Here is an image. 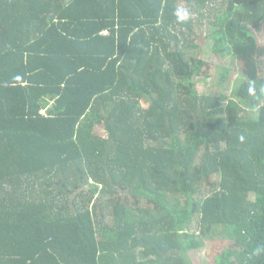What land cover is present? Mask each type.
<instances>
[{
  "label": "trees",
  "instance_id": "trees-1",
  "mask_svg": "<svg viewBox=\"0 0 264 264\" xmlns=\"http://www.w3.org/2000/svg\"><path fill=\"white\" fill-rule=\"evenodd\" d=\"M208 16L232 95L197 92ZM262 27L264 0H0V264H264Z\"/></svg>",
  "mask_w": 264,
  "mask_h": 264
},
{
  "label": "rangeland",
  "instance_id": "rangeland-1",
  "mask_svg": "<svg viewBox=\"0 0 264 264\" xmlns=\"http://www.w3.org/2000/svg\"><path fill=\"white\" fill-rule=\"evenodd\" d=\"M181 8L188 10L184 4L181 5ZM194 19L195 22L200 20L198 17H194ZM213 20V16L206 17L202 24H198V27L193 31V37L190 38V41L193 43L191 45L193 48L189 50V53L203 59L209 65L203 75L197 78V92L200 95H232L240 77L243 75V67L240 62H236L232 57L216 56L213 53V43L208 39L210 34L209 26L214 22ZM252 31L259 45L264 47V28L262 27L260 30L253 28ZM225 69L233 71L229 76V80H222ZM95 130L100 136L104 135L103 126L98 125ZM197 228L198 225L195 223L193 230L197 231ZM214 247L213 244L207 243L203 249L191 252L189 256L193 264H213L212 256L214 254Z\"/></svg>",
  "mask_w": 264,
  "mask_h": 264
},
{
  "label": "clouds",
  "instance_id": "clouds-1",
  "mask_svg": "<svg viewBox=\"0 0 264 264\" xmlns=\"http://www.w3.org/2000/svg\"><path fill=\"white\" fill-rule=\"evenodd\" d=\"M175 15L177 17L178 22H185L191 18L192 13L187 9L181 8L176 11ZM254 92H255L254 87L250 86L249 93L254 94Z\"/></svg>",
  "mask_w": 264,
  "mask_h": 264
},
{
  "label": "bare ground",
  "instance_id": "bare-ground-1",
  "mask_svg": "<svg viewBox=\"0 0 264 264\" xmlns=\"http://www.w3.org/2000/svg\"><path fill=\"white\" fill-rule=\"evenodd\" d=\"M98 25V24H97Z\"/></svg>",
  "mask_w": 264,
  "mask_h": 264
}]
</instances>
